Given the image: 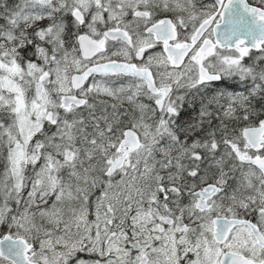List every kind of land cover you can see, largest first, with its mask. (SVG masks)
I'll use <instances>...</instances> for the list:
<instances>
[{
  "label": "snow or ice",
  "instance_id": "snow-or-ice-1",
  "mask_svg": "<svg viewBox=\"0 0 264 264\" xmlns=\"http://www.w3.org/2000/svg\"><path fill=\"white\" fill-rule=\"evenodd\" d=\"M0 264H264V0H0Z\"/></svg>",
  "mask_w": 264,
  "mask_h": 264
},
{
  "label": "trees",
  "instance_id": "trees-1",
  "mask_svg": "<svg viewBox=\"0 0 264 264\" xmlns=\"http://www.w3.org/2000/svg\"><path fill=\"white\" fill-rule=\"evenodd\" d=\"M10 2H14V0H10Z\"/></svg>",
  "mask_w": 264,
  "mask_h": 264
}]
</instances>
